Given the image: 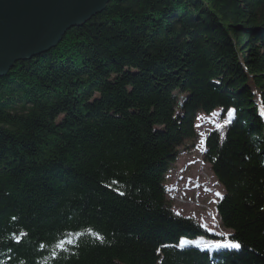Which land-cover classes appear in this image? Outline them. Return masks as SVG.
I'll list each match as a JSON object with an SVG mask.
<instances>
[{
  "label": "trees",
  "instance_id": "obj_1",
  "mask_svg": "<svg viewBox=\"0 0 264 264\" xmlns=\"http://www.w3.org/2000/svg\"><path fill=\"white\" fill-rule=\"evenodd\" d=\"M214 111L228 124L202 160L238 251L179 247L224 238L167 199ZM0 264H264V0H110L16 62L0 78Z\"/></svg>",
  "mask_w": 264,
  "mask_h": 264
},
{
  "label": "water",
  "instance_id": "obj_2",
  "mask_svg": "<svg viewBox=\"0 0 264 264\" xmlns=\"http://www.w3.org/2000/svg\"><path fill=\"white\" fill-rule=\"evenodd\" d=\"M110 0H0V78L18 61L48 52Z\"/></svg>",
  "mask_w": 264,
  "mask_h": 264
},
{
  "label": "rangeland",
  "instance_id": "obj_3",
  "mask_svg": "<svg viewBox=\"0 0 264 264\" xmlns=\"http://www.w3.org/2000/svg\"><path fill=\"white\" fill-rule=\"evenodd\" d=\"M228 119H220L218 112L210 114L198 113L195 120L197 137L185 141L178 149V155L165 175L167 199L172 210L177 214L192 218L212 233L222 236L225 240L227 232L219 226L215 211V203L223 194L221 185L212 175L208 164L201 158L203 139L208 132L223 128L219 123ZM189 240V239H187ZM190 241V240H189ZM196 244L210 243L204 238L191 240Z\"/></svg>",
  "mask_w": 264,
  "mask_h": 264
},
{
  "label": "snow or ice",
  "instance_id": "obj_4",
  "mask_svg": "<svg viewBox=\"0 0 264 264\" xmlns=\"http://www.w3.org/2000/svg\"><path fill=\"white\" fill-rule=\"evenodd\" d=\"M227 115L229 117L234 118V116H235V110H232V109L228 110ZM229 122H231V121H229ZM122 194L123 193H121V195ZM215 195L218 196V197H220L221 199H223V197L220 196V193L217 192ZM177 214L179 215V213H177ZM201 227H204V225H201ZM88 231L96 239H99L101 241L103 240V237L100 236L98 233L92 232V230H88ZM17 239H19V238H17ZM68 243H71V241H68ZM194 243L195 242L189 241V240L181 237L178 246L181 247V248H183V247L188 246L189 244H194ZM63 246H64V242L63 241L60 242L57 245L58 248H63ZM195 246L199 247V244H196ZM163 247H167V245H163ZM240 247H241V244L238 241H236L235 239L229 240V239H227V236L225 237V240L222 241V242L221 241H217V242L213 243L210 246L205 245V248H209V250H212V249H215V250H219V249H229V250H233V249H235V250L238 251L240 249ZM205 248H201L200 250L201 251H204Z\"/></svg>",
  "mask_w": 264,
  "mask_h": 264
}]
</instances>
